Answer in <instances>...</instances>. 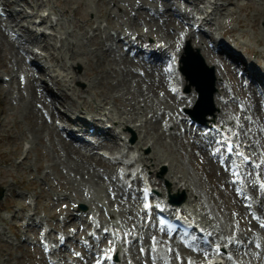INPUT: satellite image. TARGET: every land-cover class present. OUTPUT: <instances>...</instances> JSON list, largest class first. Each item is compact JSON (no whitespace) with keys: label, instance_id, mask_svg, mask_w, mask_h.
<instances>
[{"label":"rangeland","instance_id":"obj_1","mask_svg":"<svg viewBox=\"0 0 264 264\" xmlns=\"http://www.w3.org/2000/svg\"><path fill=\"white\" fill-rule=\"evenodd\" d=\"M135 1L137 0H30L32 4L39 6V10L57 11L63 16L61 24L57 26L55 35L47 37L44 41L51 51V57H47L45 60L39 58L40 60H33V62L29 63L32 67L41 71L35 75V79L42 80L44 77H49L54 82L57 100H54L53 105L59 103L61 104L60 107L68 106V114L73 111L98 114L104 105H109L114 108L112 114L115 122L123 120L122 116H126L131 106H133L136 112L131 117L129 124L122 126L124 132H127L128 128H133L134 121L138 120L142 115L141 109H139L141 101H144L151 109H155V107L162 104H169L164 99L163 101L152 102L145 96L138 95V92L135 95L129 93V91L114 89V87L110 88L111 85L108 80L112 84L117 81L118 70L121 67L117 64L108 63L110 56L100 54L99 50L91 52L82 45L80 47L74 45L75 42L77 43L78 35H82L91 23L100 20H107L109 26L118 28L122 32L139 33L143 35L142 41L163 38L168 39L167 41L171 43L176 42L180 28V22L176 15H172L169 18L174 19L177 26L174 28L169 27V33L167 34L162 23L164 20L162 16H151L145 12L139 13L137 17L131 15L132 5ZM42 3L45 4L42 5ZM76 4L79 7L74 11L72 6ZM194 9H197V7ZM263 18L264 0H234L231 6L224 8L218 13L207 32H220L228 46L239 50L245 60L252 62L255 66H259L264 73V28L261 25ZM59 38H62V41H59ZM190 41H192L191 43L195 48L199 49L200 53L202 52L201 55L204 59L205 57L208 59L210 57V63L216 64L218 61L222 63V68L218 66L214 74L229 77L233 82L234 88L242 95L240 101L230 102V104L221 108L226 113L221 120L231 128L235 122L244 123L240 133L254 143L253 153L261 159L264 172V100L258 95L259 101L263 103H260V113H253L249 109L250 104L246 101V98L249 93H257V91L244 89L240 83L237 84L232 77V67L226 64L227 60L221 56L217 58L209 55L203 39L191 38ZM11 46L14 45L12 44ZM14 49L19 51L15 46ZM35 49L39 50V48ZM8 56L9 52L5 51L4 53L3 44L0 43V76L2 73L17 74L9 82L0 80V187L3 189L2 197L0 198V224L9 225V222L3 218L4 211H12L14 208L22 207V212L29 208V205H26L27 195L37 198L36 211L46 223L59 229L62 223L58 220V217L66 215L63 230H73L80 236L84 235L83 226L89 223L88 216H85L84 219H74L73 213L70 212L72 207H77L80 203L85 204V209H90L100 223L106 221L118 223L119 225L125 224V219H128L130 214L128 209L125 207L124 211L123 209L119 210L103 194L101 198L94 197L93 200L90 197L91 195L85 196L80 193V189L85 187V181H82L80 172H77L79 170L78 164L68 161V158L57 144L51 145L52 137L48 136L43 130H36L33 127L32 119L37 114L34 116L32 114L33 111L20 101L16 92V79L19 77V71L12 67ZM35 64H42V67H37ZM147 65H142L138 62L131 66L136 77L143 79V81L147 80ZM159 66L165 72L164 64ZM115 69L118 70L115 71ZM106 78L108 80H105ZM187 83L189 82L187 81ZM165 87L167 92V75L164 83L156 88L155 96H160L161 98ZM213 95L215 93H212V105L208 102L201 106V111L206 112L207 118L212 116L210 111L216 106V103L218 104L217 99ZM190 98L193 101L190 102ZM196 98L197 91L195 86L190 84L189 99L184 101L185 105L190 104L189 107L194 108ZM48 99L49 97H47V101ZM70 100H74L73 106H70ZM33 107L39 113L37 107L35 105ZM66 118L68 119V116ZM51 126L56 129L55 122L52 121ZM259 128H263L261 133L258 132ZM149 130L151 129L149 128ZM159 134L160 137L158 136L156 143H154L153 151L144 148L141 155L149 170L153 171V173H158L153 176L154 179L160 182L156 185V188H159L161 193L168 189L171 194H176L179 199L184 196L182 205H185L188 211L201 222L219 224L209 219L207 217V209L204 210L200 206L203 201V194L208 192L217 210L221 214L228 215L233 222L234 226L232 228L234 230H228L223 227L224 233L236 232L239 237L246 239L250 235V229L246 228L245 225V223L249 224L250 222L249 216L241 196L237 193L235 186L229 182L230 173L227 168L225 169L224 165H220L216 160L212 162L215 169H225L224 171L227 173L223 179H217L216 172L214 170L213 172L209 171V168H207L208 153H203L202 156L201 152L197 151V149L200 150V146L197 143H193L190 137H171L163 131ZM236 134L238 135V133ZM155 136L156 133L153 131L150 137L154 139L153 137ZM160 141L166 144L169 152L171 150L172 153H165L162 156L166 158H162L161 161L155 163V156H159L166 151ZM26 144L30 149L29 156L21 165L17 166L14 159L21 155ZM190 145H192L191 148L189 147ZM179 146H181L180 149ZM86 151L89 153L88 150ZM44 168L50 169V172L45 176L41 173ZM104 168H107L104 163L98 164L94 174L97 176V173L105 171ZM162 168H164L163 171ZM186 172L197 176V178L191 179L194 183L197 182L196 189H184V187L180 189L179 185L176 184L177 176L182 175L187 179ZM104 185H108L107 180ZM215 190L218 193H215ZM4 191H8L11 195L4 194ZM192 191L198 192L201 198L196 201L199 204H195L194 207H190L187 203L193 199ZM115 194L116 192L113 191L112 197L116 196ZM231 194L236 195V199L241 203L243 210L247 214L246 221L238 215L239 207ZM60 195L68 197L65 200H61ZM186 199L189 200L187 201ZM206 202L210 203L208 200ZM214 209L211 207L208 211H214ZM21 212L19 213L20 215ZM213 216L216 217L217 214L214 212ZM134 222L135 220L133 221L132 219L131 224L133 225ZM242 227H245V229L242 230ZM4 228L6 232L7 228ZM8 228L14 230L11 227ZM149 230L152 229L144 232L145 237L142 242L134 248L138 256L143 260H148L154 255L165 256V252L173 256L176 251L175 245L167 240H164L165 244L164 247L161 246L162 249L154 252L149 241H146ZM242 231H245L246 234L242 235ZM3 236L4 234H0V264H49L37 245L17 246L15 241L14 244L4 241L2 239ZM143 245L148 246L149 253L141 254ZM181 247L182 249L185 248L183 245ZM79 248L80 246L77 242H72L69 247L60 252L58 255L62 263L73 264L76 261L82 264L75 256L76 252L81 249ZM260 254H262V250H260ZM3 256H8V259L3 260ZM94 257L91 256L89 259L91 262L87 264H92ZM122 257L124 262H120V264H129V253ZM261 259L264 262L263 254ZM176 263L177 261L174 262L172 259H168L161 264Z\"/></svg>","mask_w":264,"mask_h":264},{"label":"bare ground","instance_id":"obj_2","mask_svg":"<svg viewBox=\"0 0 264 264\" xmlns=\"http://www.w3.org/2000/svg\"><path fill=\"white\" fill-rule=\"evenodd\" d=\"M44 4L45 3H42V5ZM18 18H20V20L16 21L15 25H17L21 21L28 20V16L24 14L19 15ZM162 23L165 26L167 34L169 33L168 32L169 27L174 28L177 26L175 20L172 18H168V17H165ZM21 26H23L24 28L26 27L23 24H21ZM25 32L26 33H25L23 42L26 44V51L34 55V57H31L32 59H36V60L44 59L45 60L47 57H51V51L48 45H45L43 43L46 37H44L41 42L37 40L34 41L35 42L34 44H37V46L40 47L41 49V51L39 52H34L33 48L31 47V44H32L31 39L28 40L26 38L28 34L30 35V31L26 29ZM12 42L13 41L9 38L8 34L3 29L2 20H0V43L3 44L4 53L5 51L9 52L8 57H9V62L12 64V67L16 68L19 71V77L16 79V87H17L16 92L19 96L20 101L23 104H25L31 111H33L32 114L34 116L35 114H37V116L34 117V119H32L33 127L36 130L37 129L43 130L48 136L52 137L53 140L50 141L51 145L53 146V144H57L58 147L62 149L64 155L68 158V161H72L78 164V169L80 171L78 170L77 172H80L82 181H85L84 182L85 187L83 189H80V193H82L85 196L91 195L90 197H92L93 200H94V197L98 199L101 198L102 197L101 195L103 194L104 196L108 197L110 201L112 202V204L115 205L119 210L123 209L124 211L126 207L130 213L129 214L130 218L125 219L124 223L126 226H130L131 220L139 212L140 203L134 197H131V196L125 197L123 193L121 197L120 196L112 197L113 190H119L120 187H122V185L119 183V180L117 179L115 175V172H114L115 168L113 164L110 162H105L103 160H100L101 158L100 157L98 158L96 154H91V153L86 152L88 144L86 143L83 144V143H79L74 140L68 139V137H65L64 134L60 132V130L52 127L51 123L52 121L53 122L55 121V119H53V115H54L53 110L51 112L52 114L50 115L52 118L51 120L48 119V117H44L43 115H38L40 113L36 112V110L33 107L36 103V102L34 103V101L36 100L38 102H41L44 96L41 90L39 89V87L35 85L32 78L34 77V75L40 73L41 71L40 69H36V70L31 69L28 63L24 62V56L19 51L14 49L13 46H11ZM9 43H10V46H9ZM183 59L184 61H182V66L183 64L186 65L185 62L188 60V58L183 57L182 60ZM108 63L113 64V65L117 64L119 67H121V69L119 70L115 69V71L118 70L119 72L117 81L115 82L112 81L113 82L112 84L107 78L105 79V80H108V83L111 85L110 88L114 87V89L117 88L119 90L129 91V93H132L135 95L137 94L136 92H138L139 93L138 95L145 96L146 98H148V100H152V102H159V101H163L164 99L165 101L169 103L168 106L172 108L176 107V103L177 104L181 103V102H178L171 93L168 94L166 92V87L162 93L161 98L160 96H155L156 88L160 87V85L164 83V79L166 76L164 70L161 69V66H159V64H154V65H149V66L147 65L148 67L147 68V80L143 81V79L136 77V74L133 73V69L131 67L134 65V63H138L137 59L127 58V57H124L123 55H119L114 52L110 54V59ZM218 91L219 90H216V93ZM73 101L74 100L72 101L70 100L71 102L70 106H73V103H75ZM246 101H248V103L250 104L249 109H251L253 113H260V103L261 102L259 101V99H257V97H254L253 94H248ZM48 105L51 111V105L50 104ZM186 107H189V106L186 105ZM113 111H114V108H113ZM135 112H136L135 108L131 106L128 114L126 116L123 115L122 123L124 125L129 124L130 119ZM63 113H65V111H63ZM222 115L225 116V113L222 112ZM262 129L263 128H259L258 132L261 133ZM153 131L156 133V136L153 137L156 143L158 136L160 137L159 133H162L163 131V127L162 125H160V122L152 124L151 130H147L148 138H150V134H152ZM108 140L112 141L111 139H108ZM141 140L142 139H139V141L136 143L135 145L136 147H142V145H140ZM145 140H146V137L143 139V143L145 142ZM161 144L166 151L164 153H161V155L159 156H155V161H154L155 163H158L159 161H161L162 158H166L162 156V155H165V153H172L171 150L169 152V148L166 144L162 142ZM111 147H114V146H111ZM189 147L191 148L192 145H190ZM180 148L181 146H179V149ZM129 149H131V147L127 145V150L129 151ZM197 151H200L201 155L203 156V153L207 152L206 144L202 145L200 150L197 149ZM195 152H196V149H195ZM141 161L143 162V160ZM213 161H214V158H212L210 155L207 158V168H209V171H212V172L214 170V172H216L217 174V179L221 180L223 179L224 175L227 174L226 171H224L226 168L224 167L225 168L224 170L215 169V167H213V164H212ZM100 163H104V166H107L106 169L108 170V173H106L107 175L106 177H104L103 175H100L99 173H97V176L94 174L96 166ZM143 165L146 166L147 163L143 162ZM227 171L229 170L227 169ZM185 175L186 177L188 176L187 179H185L182 175L177 176L176 184L179 185L180 189H183V187L184 189H196L195 186L198 184H196L197 182L194 183L191 179L192 178L195 179L197 178V176L191 175L187 172L185 173ZM230 176L231 174H229V178ZM106 180L108 182V185L105 186L104 182ZM159 183H160L159 181H157V183L154 181L155 185ZM215 193H218V192L216 191ZM194 194H196V191H192L191 195H194ZM231 196L232 198H234L235 203L239 207L238 215L243 217V219H245L246 221L248 213L246 214V212L243 210L241 203L238 201V199H236L237 198L236 195L231 194ZM207 200L210 201L209 204L206 202ZM187 203L190 207L191 206L194 207L195 204H199V202H194L193 200H190ZM200 204H201L200 206L202 207V209L204 210L207 209V217L219 223V224L215 223V225L220 230H222V232H224L223 227L228 230H234L232 228L234 225H233L231 218L226 214L225 215L223 213L221 214L217 210L216 205L214 206V204L212 203V197L208 194V192H206V194H203V201ZM211 207L213 209L215 208L214 211L213 210L208 211V209ZM214 212L217 214L216 217L213 216ZM249 221H250L249 224L245 223V225H246V228L250 229L249 236L250 237L254 236V241L252 239L250 246L248 248L237 250L238 255H239L238 257L243 262V264H246V263L247 264H264V262L261 259L262 254H264V252L260 254V250L262 251L264 250V230L261 227L257 226V223L255 222V220H253L250 217H249ZM249 225L250 227H248ZM243 229H245V227L244 228L242 227V230ZM244 234H246V232L242 231V235ZM164 240L174 243L176 251L175 252L173 251L174 252L173 256L165 252V256L164 255L162 256L154 255L153 257L148 258V260H143L141 257L138 256L135 249L132 248L129 251L130 252L129 253L130 262L128 261V263L129 264H161L165 260L172 259V261L174 262L177 261L178 264H198L199 257L201 256L202 253L205 252V250H203L202 248H198V247L184 246L185 248L182 249L181 247L182 245L177 239L175 238H172L170 240L166 239L164 238L163 234L157 229L152 228V230H149V234L146 237V241H149L151 248L154 249V252H157L159 249H162V247H164V244H165ZM113 241L117 242L118 240L113 239ZM150 255L148 256L150 257ZM118 260H119V257H118ZM119 262L120 261H118V263ZM121 262H124V260L122 259Z\"/></svg>","mask_w":264,"mask_h":264},{"label":"snow or ice","instance_id":"obj_3","mask_svg":"<svg viewBox=\"0 0 264 264\" xmlns=\"http://www.w3.org/2000/svg\"><path fill=\"white\" fill-rule=\"evenodd\" d=\"M237 147H238V146H237ZM227 150H228L229 152H231V151L233 150V146H232L231 144H229ZM217 151H219V149H217ZM239 154H240V155H243L242 153H239ZM214 155H215V153H214ZM244 159L247 160L248 157H244ZM256 167H259V165H256ZM233 175H234V176H237V178H239V174H238L236 171H233ZM260 187H261L262 189H264V185H261ZM145 206L147 207V205H145ZM161 223H163V221H161ZM262 226H264V225H262ZM193 239H195V237H194ZM216 251L219 253V251H220V250H219V247H217ZM98 264H99V262H98Z\"/></svg>","mask_w":264,"mask_h":264}]
</instances>
